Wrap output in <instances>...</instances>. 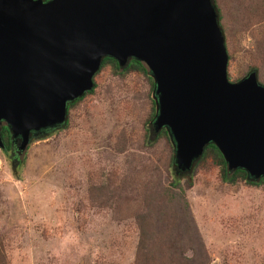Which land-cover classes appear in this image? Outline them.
<instances>
[{
  "label": "rangeland",
  "instance_id": "obj_1",
  "mask_svg": "<svg viewBox=\"0 0 264 264\" xmlns=\"http://www.w3.org/2000/svg\"><path fill=\"white\" fill-rule=\"evenodd\" d=\"M212 2L228 80L255 68L264 86V0ZM118 71L98 70L65 125L0 150V264H264V187L211 158L174 172L168 136L149 132L153 85Z\"/></svg>",
  "mask_w": 264,
  "mask_h": 264
},
{
  "label": "water",
  "instance_id": "obj_2",
  "mask_svg": "<svg viewBox=\"0 0 264 264\" xmlns=\"http://www.w3.org/2000/svg\"><path fill=\"white\" fill-rule=\"evenodd\" d=\"M103 57L147 69L151 125L167 133L174 172L212 144L227 171L264 180V86L254 70L228 80L212 0H0V128L17 153L65 125Z\"/></svg>",
  "mask_w": 264,
  "mask_h": 264
},
{
  "label": "trees",
  "instance_id": "obj_3",
  "mask_svg": "<svg viewBox=\"0 0 264 264\" xmlns=\"http://www.w3.org/2000/svg\"><path fill=\"white\" fill-rule=\"evenodd\" d=\"M216 8V7H215ZM216 12L218 13L217 9H216ZM218 16V14H217ZM217 20H219V18H217ZM219 25V23H218ZM110 64L111 67L114 69V70H120L118 71L120 74H124L126 73L127 71L129 70H139L141 71L142 73H144L145 75H147V77L149 78L150 82H151V85H153L152 83V80L151 78L149 77L148 73H147V69L145 68V66L140 63L139 61H136L134 59H129L128 63L122 67V68H119L117 66V63L112 59V58H109V57H103L102 60H101V64L99 66V69L104 66L105 64ZM98 69V70H99ZM251 70H254L255 71V68L254 69H251ZM98 72V71H97ZM96 72V73H97ZM95 73V74H96ZM91 91V90H90ZM89 91V92H90ZM89 92H85L81 97L77 98L76 100L72 101L71 103H69L67 105V111H68V108L69 106L73 105L74 103H76L78 100H80L86 93H89ZM152 103H153V98H152ZM153 115H150V120L152 119ZM149 120V122H150ZM150 133L153 134V128H152V125L150 123V130H149ZM161 134H164V135H167L166 131L161 128L160 129V132L158 133L157 136H160ZM0 135L2 137V141H3V144H4V148L5 150L7 148H9L10 150H15L16 151V144H14L12 141H11V138L9 136V132L7 131V128L2 125L1 128H0ZM207 158H211V160L214 162V164L220 166V172H221V178L228 182V183H234L235 181H238V180H241L243 181L244 183L248 184V185H252V186H259V185H262L264 187V180L262 178L260 179H257V180H253V179H246V176H245V172L243 170H240V169H235L233 171H227L225 169V163L223 161V158L221 156V154L219 153V151L217 150V148L215 146H213L212 144H207L203 151H202V154L201 156L195 161V163H201L202 161H204L205 159ZM13 162V161H12ZM194 163V164H195ZM18 164H16L17 166ZM171 165L173 166V163H172V159H171ZM188 172V171H186ZM185 173V172H183ZM186 208V206H185ZM144 240H141L140 241V246L143 244ZM145 255H147V253L144 252ZM145 258V257H143ZM146 259V258H145ZM161 263V262H160ZM147 264H151L149 261L147 262ZM162 264V263H161ZM164 264H178V262H176V259L172 256H169L168 260L166 263ZM197 264H201L200 262H197Z\"/></svg>",
  "mask_w": 264,
  "mask_h": 264
},
{
  "label": "flooded vegetation",
  "instance_id": "obj_4",
  "mask_svg": "<svg viewBox=\"0 0 264 264\" xmlns=\"http://www.w3.org/2000/svg\"><path fill=\"white\" fill-rule=\"evenodd\" d=\"M54 129H58V128H52V129H44V130H42V131H39V132H36L35 134H36V136L37 135H42V134H45V133H48V132H51V131H53ZM13 143L14 144H17V139H14L13 140ZM4 152H7V153H10L11 155H16V154H20V153H17L15 150L13 151V150H10L9 148H7L6 150H4Z\"/></svg>",
  "mask_w": 264,
  "mask_h": 264
}]
</instances>
